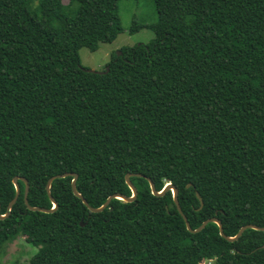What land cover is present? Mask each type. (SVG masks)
Segmentation results:
<instances>
[{"label":"trees","instance_id":"obj_1","mask_svg":"<svg viewBox=\"0 0 264 264\" xmlns=\"http://www.w3.org/2000/svg\"><path fill=\"white\" fill-rule=\"evenodd\" d=\"M119 0H0V252L23 236L21 264H264V0H152L157 19L133 20L147 43L120 48L102 73L80 63L122 31ZM198 192L203 200L196 197ZM84 223L81 225L80 223ZM17 264V263H16ZM19 264V262H18Z\"/></svg>","mask_w":264,"mask_h":264},{"label":"rangeland","instance_id":"obj_2","mask_svg":"<svg viewBox=\"0 0 264 264\" xmlns=\"http://www.w3.org/2000/svg\"><path fill=\"white\" fill-rule=\"evenodd\" d=\"M117 12L122 25V31L117 37L108 43H99L95 51L81 47L78 51L80 63L91 70L102 71L107 67L114 54L121 47L132 46L136 43H147L154 37V32L148 27H142L136 32L130 33L133 20L139 24L148 25L157 19L155 6L152 0H119ZM37 251V247L25 242L23 236L10 240L3 246L0 252V264L27 263L30 256ZM201 262L200 264H202ZM204 264H215L214 261L204 260Z\"/></svg>","mask_w":264,"mask_h":264},{"label":"water","instance_id":"obj_3","mask_svg":"<svg viewBox=\"0 0 264 264\" xmlns=\"http://www.w3.org/2000/svg\"><path fill=\"white\" fill-rule=\"evenodd\" d=\"M118 54H120V51L117 52V55ZM87 70L88 71H92V72H98V73H102L103 72V71H96V70H91V69H87ZM107 70H108V67H106V69L104 70V72H106ZM66 176H72L71 189H72L73 194L76 197H78L79 199H81V201L83 202V204L86 205V207L90 211H92V212H100V211H102L103 209H105L108 206L109 202L113 198L120 199V200H122L124 202H132L133 200H135L136 197H137V193L138 192H137V188L131 182L130 177L131 176L144 177V175L141 174V173H130V172L129 173H126L125 174V182H126V184L128 185V187L131 190V195L130 196H125V195L120 194V193H115V194H112V195L108 196L107 199L105 200V202L101 206H99V207H92L91 205H89V203L87 202L86 198L82 194H80L77 191V189H76V180H77V177H78V174L77 173H74V172H65V173H62V174L53 175V176H51L48 179V181L46 183V186H45L46 192H47V194L49 196L50 201L53 204V207L52 208H44V207H38V206H31V205H29L28 199H27V194H28V190H29V183H28L27 179L24 178V177H21V176H14L13 179H12V182H13V185L15 187V195L10 200V202L8 203L7 208H6V212L4 214H1L0 213V218H5L6 216H8V214L10 213V211L12 209L13 204L16 202V200H17V198L19 196L20 188H19L18 180H21L25 184V188H24V203L26 204V206H27V208L29 210L42 211V212H52V211H54L57 208L58 204H57L56 200L51 195V192H50L51 183H52V181L55 178L66 177ZM146 179L149 182L150 190H151V193L153 195L161 196V195H163L168 190H170L172 192L174 204H175L178 212L181 214V216H182V218H183V220H184V222L186 224V228L190 232L196 233V232L201 231L205 227V225L207 223H209V222L216 223L217 226H218V228H219L220 235L223 238H225V239H227L229 241L237 240L242 235V233L246 229H248V228L264 231V227H260V226H257L255 224H246V225L241 226L239 228L238 232L234 236H227L224 233V231H223V226H222L221 221L218 218H216V217L207 218L197 228L192 229L191 226H190V224H189V221H188L186 215H184L182 213V210L180 208V205H179V202H178V196H177L178 189L172 183L168 182V183H166L164 185V187L160 191H157L156 188H155L154 182L149 177H146ZM196 197L199 200V203H200L199 209H200L202 207V205H203V200H202V198H201V196H200V194L198 192H196ZM80 224L83 225L84 223L81 222Z\"/></svg>","mask_w":264,"mask_h":264},{"label":"built area","instance_id":"obj_4","mask_svg":"<svg viewBox=\"0 0 264 264\" xmlns=\"http://www.w3.org/2000/svg\"><path fill=\"white\" fill-rule=\"evenodd\" d=\"M209 261H212V259H209ZM202 264H204V261H203V263Z\"/></svg>","mask_w":264,"mask_h":264}]
</instances>
